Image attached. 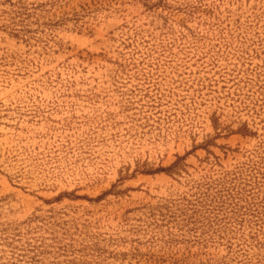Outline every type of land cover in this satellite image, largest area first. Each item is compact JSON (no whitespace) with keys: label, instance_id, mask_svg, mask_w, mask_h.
<instances>
[{"label":"rangeland","instance_id":"obj_1","mask_svg":"<svg viewBox=\"0 0 264 264\" xmlns=\"http://www.w3.org/2000/svg\"><path fill=\"white\" fill-rule=\"evenodd\" d=\"M0 264H264V0H0Z\"/></svg>","mask_w":264,"mask_h":264}]
</instances>
